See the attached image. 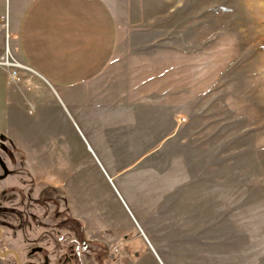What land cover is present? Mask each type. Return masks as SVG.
<instances>
[{
    "label": "rangeland",
    "instance_id": "1",
    "mask_svg": "<svg viewBox=\"0 0 264 264\" xmlns=\"http://www.w3.org/2000/svg\"><path fill=\"white\" fill-rule=\"evenodd\" d=\"M106 1L116 54L81 94L0 64V111L11 94L31 130L2 138L54 192L42 235L87 243L82 264H264V0Z\"/></svg>",
    "mask_w": 264,
    "mask_h": 264
},
{
    "label": "crops",
    "instance_id": "2",
    "mask_svg": "<svg viewBox=\"0 0 264 264\" xmlns=\"http://www.w3.org/2000/svg\"><path fill=\"white\" fill-rule=\"evenodd\" d=\"M5 3L9 12L5 17L0 11V59L8 54L25 66L19 71L22 83H50L72 98L111 65L119 35L106 0H0V9ZM3 100L0 134L29 135L12 95ZM50 186H45L48 196ZM40 263L37 255L33 264Z\"/></svg>",
    "mask_w": 264,
    "mask_h": 264
},
{
    "label": "flooded vegetation",
    "instance_id": "3",
    "mask_svg": "<svg viewBox=\"0 0 264 264\" xmlns=\"http://www.w3.org/2000/svg\"><path fill=\"white\" fill-rule=\"evenodd\" d=\"M0 134V260L2 264H33L37 255L40 264H50L53 258L61 264H82L86 244L70 243L63 251L57 246L59 240L53 235L44 237L48 231L47 220L58 216L54 213L53 191L48 196V187L35 195L36 186L31 171L26 168V151L9 138L3 140ZM57 204V203H56ZM35 206V207H33ZM41 206V207H37ZM49 216V217H47ZM20 234V235H18ZM22 241L20 247L12 242L14 238ZM71 236V237H70ZM42 242L40 248H28L27 242ZM73 242V243H72Z\"/></svg>",
    "mask_w": 264,
    "mask_h": 264
},
{
    "label": "bare ground",
    "instance_id": "4",
    "mask_svg": "<svg viewBox=\"0 0 264 264\" xmlns=\"http://www.w3.org/2000/svg\"><path fill=\"white\" fill-rule=\"evenodd\" d=\"M170 158L174 164L175 180H173L174 181L173 187H174V191H175V195H176V193H178L179 191L181 192L183 190V188L185 187V185L187 184V182H188V171L190 169L185 164L186 158L184 157V155H179V154H177V152H175L173 155H171ZM184 195H186V194H184ZM159 209H160V207H159Z\"/></svg>",
    "mask_w": 264,
    "mask_h": 264
},
{
    "label": "built area",
    "instance_id": "5",
    "mask_svg": "<svg viewBox=\"0 0 264 264\" xmlns=\"http://www.w3.org/2000/svg\"><path fill=\"white\" fill-rule=\"evenodd\" d=\"M0 64L5 65L10 70V78L12 80H19L20 79L19 71L20 69L25 68L23 64L9 57L8 54H6L4 57L0 59Z\"/></svg>",
    "mask_w": 264,
    "mask_h": 264
}]
</instances>
